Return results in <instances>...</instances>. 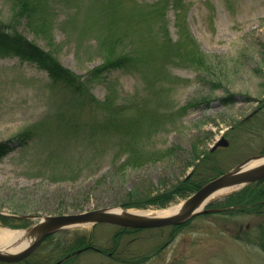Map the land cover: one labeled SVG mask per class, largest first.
Segmentation results:
<instances>
[{"label":"rangeland","instance_id":"obj_1","mask_svg":"<svg viewBox=\"0 0 264 264\" xmlns=\"http://www.w3.org/2000/svg\"><path fill=\"white\" fill-rule=\"evenodd\" d=\"M181 1L0 0L1 26L90 81L77 95L38 63L0 47V144L8 145L0 158V231L36 225L26 216L124 209L133 188L189 177L196 148L226 172L263 152L264 0ZM19 2L28 3V16L16 11ZM110 33L133 53L132 64L94 79ZM180 39L206 57L202 68L173 55ZM26 129L34 137L23 141ZM221 137L230 146L211 152ZM133 155L137 166H125ZM245 189L210 204L234 205ZM184 199L134 208L166 209ZM183 227L130 233L117 245L114 226H70L22 264H54L60 246L82 236L117 251L90 250L66 264H264V208L204 214Z\"/></svg>","mask_w":264,"mask_h":264},{"label":"trees","instance_id":"obj_2","mask_svg":"<svg viewBox=\"0 0 264 264\" xmlns=\"http://www.w3.org/2000/svg\"><path fill=\"white\" fill-rule=\"evenodd\" d=\"M175 7H180L181 0H173ZM16 11L23 12L26 16L29 14V5L25 2H19L16 7ZM1 24V23H0ZM10 30V31H9ZM7 29L0 25V47L4 48L20 57L26 58L28 60L34 61L41 65L50 75L54 82L62 84L63 87L71 89L73 92L80 94L83 91V85H86L90 81L85 80L81 81L80 77H77L75 74L64 68L52 55L44 52L38 46L29 42L24 36L19 34L15 30ZM9 31V32H8ZM116 35H110L101 41L100 47H102L103 63L96 68L94 72H91V76L94 79L99 78V76L112 68H129L132 64V52H126L123 50L122 42L123 40L120 37L114 38ZM193 42L188 46L186 41L180 39L179 42L174 44L175 52L173 55L182 58H185L188 62L200 64L198 67L202 68L205 65L206 57L201 55L199 50L193 47ZM167 47H170L169 44H166ZM196 47V45H195ZM178 49V50H177ZM119 50V51H118ZM118 51V54H117ZM171 52H168L167 58L171 59ZM196 56V57H194ZM34 137L33 129H26L20 135L19 138L23 141H27ZM7 143L0 144V158L7 152L6 147ZM173 150V149H172ZM172 150L167 151V155H170ZM195 155L193 157L192 164L195 166L191 175L178 183H171L166 185L163 182L159 185L151 186L149 190L142 188H133L131 191H128V194L123 199V202L120 204L126 208L131 207H141L142 205L155 204L158 206H165L170 201H172L176 196H187L189 193L197 190L202 184L212 179L213 177L218 176L223 171L217 165V163L211 158L213 155L211 153L205 154L204 157L201 156V153L196 148ZM133 155L130 158V161L124 163L125 166H134L136 161ZM165 156V155H164ZM198 160V161H197ZM196 162V163H195ZM137 166V165H136ZM206 169V170H205ZM264 199V181L250 185L245 189L241 195L234 197L233 201L237 205H241V211H246L247 206H256V208H263L262 206L255 205ZM145 202L147 204H143ZM232 205V201L230 202ZM254 207H249L251 210ZM3 221H6L7 217H1ZM9 219V218H8ZM121 237L118 234L115 238V242ZM52 237L49 238V240ZM87 238L85 236L79 237L76 242H74L68 249H65V245H59L61 251H64L61 254V258L65 255L66 251L70 252L73 250L80 249L87 245ZM60 251V252H61ZM60 259V258H59ZM28 263V260L25 261ZM2 264V263H1ZM22 264V263H19Z\"/></svg>","mask_w":264,"mask_h":264},{"label":"water","instance_id":"obj_3","mask_svg":"<svg viewBox=\"0 0 264 264\" xmlns=\"http://www.w3.org/2000/svg\"><path fill=\"white\" fill-rule=\"evenodd\" d=\"M228 141L221 138L215 145L227 146ZM264 155L252 157L234 170L215 178L190 196L182 205L181 209L174 215L168 217H144L129 212H119L117 209L90 210L77 214L51 215L46 217L26 216L25 219H40L39 222L30 229V233L35 235L32 242L21 250L7 252L0 250V262L16 263L26 259L31 255L41 243L53 233L58 232L71 225L81 224H112L129 228H156L169 225H180L193 217L210 212L206 210V204L200 208L201 204L214 192L222 188L240 187L264 179V161L255 166H250L254 160H261Z\"/></svg>","mask_w":264,"mask_h":264},{"label":"bare ground","instance_id":"obj_4","mask_svg":"<svg viewBox=\"0 0 264 264\" xmlns=\"http://www.w3.org/2000/svg\"><path fill=\"white\" fill-rule=\"evenodd\" d=\"M264 161V158L261 160H254L250 166H255L258 163H261ZM240 187H230V188H222L214 192L210 197H208L200 206L202 208L206 203H208L211 200H215L217 198L223 197L225 195H228L230 193H233L235 191H238ZM184 203V200H181L179 204L173 205L166 209H160V210H124V212H129L131 214L144 216V217H166V216H172L175 213H177L182 205ZM118 211L117 209H115ZM120 210V209H119ZM119 212H122L120 210ZM35 235L30 233V230H18V231H12V230H1L0 231V250L1 251H7V252H14L16 250H21L25 248L27 245H29L32 240L34 239Z\"/></svg>","mask_w":264,"mask_h":264},{"label":"flooded vegetation","instance_id":"obj_5","mask_svg":"<svg viewBox=\"0 0 264 264\" xmlns=\"http://www.w3.org/2000/svg\"><path fill=\"white\" fill-rule=\"evenodd\" d=\"M120 230V234L122 233V238H124V237H127L128 235H130V233H134V232H131V231H126V230H124L125 228H119ZM132 231H134V230H132ZM173 234L174 233H172V234H170L169 235V239H172V236H173ZM92 250H95V251H97V252H100V253H105V254H107L108 256H114V252H116L117 250H109V251H105L104 249H100V248H96V247H90ZM116 260H118V261H120L121 263L123 262V263H128V264H145V261L143 260V259H140V258H132V259H120V258H118V259H116Z\"/></svg>","mask_w":264,"mask_h":264}]
</instances>
